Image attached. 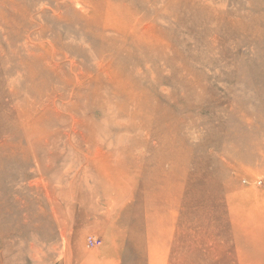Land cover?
I'll list each match as a JSON object with an SVG mask.
<instances>
[{"label":"rangeland","instance_id":"374dc122","mask_svg":"<svg viewBox=\"0 0 264 264\" xmlns=\"http://www.w3.org/2000/svg\"><path fill=\"white\" fill-rule=\"evenodd\" d=\"M0 264H264V0H0Z\"/></svg>","mask_w":264,"mask_h":264},{"label":"bare ground","instance_id":"6f19581e","mask_svg":"<svg viewBox=\"0 0 264 264\" xmlns=\"http://www.w3.org/2000/svg\"><path fill=\"white\" fill-rule=\"evenodd\" d=\"M40 94H41V92H40ZM40 94L38 96L39 100L41 99L40 98ZM33 98H36V97H33ZM55 112H57V110L55 109V107L53 105L45 104L43 106V113L41 115H39V117L37 118L36 121L39 123V122H41V119H42V120H46L48 122H50V121H52V122L54 121L55 122L56 121L57 123H59L60 120L57 119V117H52L51 116V114H53ZM52 122H51V124H50V126L48 128V131H50V128L52 129V128L56 127V124L52 126ZM63 123L64 122H60V125L63 124ZM36 130H37V128H36ZM32 132H35V129ZM38 185H39V183H38ZM45 190H46V188H45ZM66 197L69 198L68 195ZM68 200H70V198Z\"/></svg>","mask_w":264,"mask_h":264}]
</instances>
